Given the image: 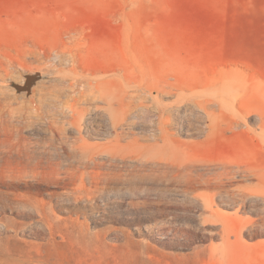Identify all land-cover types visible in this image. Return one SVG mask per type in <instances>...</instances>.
<instances>
[{"label":"rangeland","instance_id":"374dc122","mask_svg":"<svg viewBox=\"0 0 264 264\" xmlns=\"http://www.w3.org/2000/svg\"><path fill=\"white\" fill-rule=\"evenodd\" d=\"M157 48L212 85L224 70L246 72L255 89L242 96L245 126L193 161L264 168V0H0V264H264L261 192L186 189L147 156L122 152L121 163L99 159L105 179L95 187L85 162L101 149H73L79 135L107 142L113 125L105 101L69 83ZM74 98L85 111L79 129L68 123ZM191 120L188 131L203 128L205 118Z\"/></svg>","mask_w":264,"mask_h":264},{"label":"bare ground","instance_id":"6f19581e","mask_svg":"<svg viewBox=\"0 0 264 264\" xmlns=\"http://www.w3.org/2000/svg\"><path fill=\"white\" fill-rule=\"evenodd\" d=\"M156 50L155 56L146 49L139 50L121 65L104 69L96 67L89 74L80 73L78 80L69 83H79L82 94L88 89L93 92V100L105 101L113 125V137L107 142L90 144L79 135L80 142L73 146L81 154L87 153L91 147L101 149L88 154L85 162L93 169L89 175L92 185L97 187L105 179V172L100 170L105 168L106 162L99 159H107L109 165L121 163L123 158L117 159L118 153L122 152L147 156L153 165L170 173L186 189L215 183L220 194H229L230 191L232 194L256 191L264 194L263 167L246 161L212 165H198L193 161L198 153L207 152L212 142L225 132L236 133L245 126L252 108L242 96L245 91L255 89L254 82L248 81L246 72L231 68L224 70L223 79L212 85L211 79L182 64L183 60L181 62L179 57L171 55L168 49ZM96 72L111 73L100 75ZM165 96L172 97L171 101L162 102ZM78 100L74 98L68 105L71 110L68 123L79 129L77 117L81 118L85 111ZM188 111L190 117L186 116ZM198 116L205 118L203 128L188 131L193 128L191 119ZM128 129H133L130 133L134 135L122 143ZM203 132L200 140H182L180 137L181 134L201 135ZM259 135L264 139V129ZM212 169L220 171L209 176L207 172ZM236 178L252 179L255 183L237 186L233 183ZM62 179L74 185V190L78 188V177L73 172L66 171ZM262 198L264 201V195Z\"/></svg>","mask_w":264,"mask_h":264},{"label":"water","instance_id":"95a60500","mask_svg":"<svg viewBox=\"0 0 264 264\" xmlns=\"http://www.w3.org/2000/svg\"><path fill=\"white\" fill-rule=\"evenodd\" d=\"M31 81H32V78L31 77L28 78L27 84L29 85Z\"/></svg>","mask_w":264,"mask_h":264}]
</instances>
